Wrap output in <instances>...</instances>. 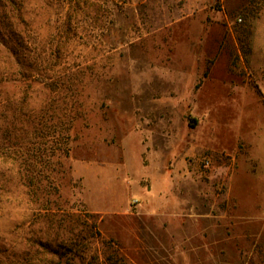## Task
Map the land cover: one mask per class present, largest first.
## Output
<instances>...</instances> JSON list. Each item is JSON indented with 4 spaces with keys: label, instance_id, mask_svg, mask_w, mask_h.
I'll return each instance as SVG.
<instances>
[{
    "label": "rangeland",
    "instance_id": "1",
    "mask_svg": "<svg viewBox=\"0 0 264 264\" xmlns=\"http://www.w3.org/2000/svg\"><path fill=\"white\" fill-rule=\"evenodd\" d=\"M16 1L4 151L50 204L0 161V264H264V0Z\"/></svg>",
    "mask_w": 264,
    "mask_h": 264
},
{
    "label": "trees",
    "instance_id": "2",
    "mask_svg": "<svg viewBox=\"0 0 264 264\" xmlns=\"http://www.w3.org/2000/svg\"><path fill=\"white\" fill-rule=\"evenodd\" d=\"M19 16L18 1L0 0V86L10 81L20 82L37 78L38 59L22 54L26 48L19 38L15 37L12 41L6 39V35L14 31L13 20ZM6 119L7 114L3 110L0 113V161L5 162L11 158L17 163L18 174L26 188L25 194L38 206L47 207L50 204L49 200L43 197L47 192L46 186L43 185L41 172L37 169L40 156L29 154V151L25 154L4 151V145L12 134ZM33 244L42 248L43 259L47 261L43 264H70L75 257L82 258L83 251L76 247L71 238H62L60 241L35 239Z\"/></svg>",
    "mask_w": 264,
    "mask_h": 264
}]
</instances>
